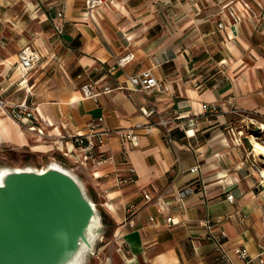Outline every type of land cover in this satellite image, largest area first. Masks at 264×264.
Here are the masks:
<instances>
[{
    "label": "crops",
    "instance_id": "1",
    "mask_svg": "<svg viewBox=\"0 0 264 264\" xmlns=\"http://www.w3.org/2000/svg\"><path fill=\"white\" fill-rule=\"evenodd\" d=\"M223 1L111 0L89 19L83 0H0V25L9 23L15 32L14 46L21 50L29 41L24 33L33 32L32 46L41 54L24 87L16 55L5 60L0 95L16 84L3 100L12 105L27 96L41 114L47 135L37 140L20 125L19 130L0 107V145L41 153L81 177L92 199L116 224L114 234L119 232L124 241L123 247H116V259L104 264H245L234 253L239 246L253 258L246 264H259L264 191L245 145L233 143L242 122L231 109L234 105L264 124V0H256L258 6L239 31V20L234 22L231 12L236 14L221 11ZM58 11L65 20L61 34L53 26ZM220 19L226 22L221 29ZM128 51L134 59L116 66ZM200 64L203 75L197 74ZM208 64L217 67L208 71ZM152 66L167 92L126 89L127 74ZM85 82L100 92L97 101L83 96ZM144 103L156 109L151 120L163 119L166 125L139 130V146L128 151L124 165L134 169V183L117 184L118 164L80 163L78 149L58 137L83 130L101 115V126L111 131L101 148L120 158L122 144L115 131L147 121L139 112ZM203 103L218 104L222 110L205 112ZM66 148L74 152L64 154ZM196 165L198 170L190 172ZM187 184L194 190L176 203L174 194ZM142 190L153 200L146 202ZM227 193L233 195L232 202ZM158 195L168 207L165 213L155 205ZM130 203L138 206L133 226L122 224ZM237 214L246 216L242 224ZM166 216L177 222H167ZM206 218L217 220L214 235L221 228L226 231L227 236L218 239L226 258H221L215 240L205 237L207 229L198 225Z\"/></svg>",
    "mask_w": 264,
    "mask_h": 264
},
{
    "label": "water",
    "instance_id": "2",
    "mask_svg": "<svg viewBox=\"0 0 264 264\" xmlns=\"http://www.w3.org/2000/svg\"><path fill=\"white\" fill-rule=\"evenodd\" d=\"M0 169V264H88L105 226L81 177L56 160Z\"/></svg>",
    "mask_w": 264,
    "mask_h": 264
},
{
    "label": "built area",
    "instance_id": "3",
    "mask_svg": "<svg viewBox=\"0 0 264 264\" xmlns=\"http://www.w3.org/2000/svg\"><path fill=\"white\" fill-rule=\"evenodd\" d=\"M111 0H83L84 7L86 9L85 16L86 18L92 19V15L95 12L96 9L110 3ZM56 19L53 21V26L58 34H61L64 29L65 20L64 15L62 11H58L56 14ZM231 16L233 17L234 22H236L238 19L236 16L233 15L231 12ZM226 26V22L224 19H220L217 23V27L219 29L224 28ZM134 59V53L133 52H126L125 54L121 55L115 65L118 67H123L130 63ZM41 60V54L32 45L28 44L21 48V50L18 53L17 58V68L19 69V74L21 77V82H23L26 79V76L28 75L29 71H31L33 68H35L38 63ZM120 88H123V86H119ZM126 89L132 90L137 93H165L167 92V88L162 84V82L156 77L153 66L148 68H143L137 72H133L131 74L126 75ZM3 90V87L0 86V92ZM81 90L83 93V96L85 98H91L94 101L98 100V96L100 95V92L96 91L93 87L92 82H85L81 85ZM108 88H105V91H108ZM230 103V101H229ZM0 107L5 113V115L9 116L11 119L16 121L24 130L33 133L37 140H42L46 138V133L44 132V128L40 124L42 120V116L39 113L37 107L29 101L28 97H24L20 101L12 104L7 105L5 103V100L1 98L0 96ZM202 109L205 112H212V113H218L222 110V107L215 103H203ZM139 112L146 117L148 120L143 123H136L130 127L122 128V129H116L115 132H118L119 138L122 144V152L120 154V158H116V156L105 150L101 147L106 142V139L109 135H111V131L108 129H104L101 126V123L103 122V116L99 115L91 119L85 126V128L81 131H77L75 133H68L66 135H60L58 136L59 139H61L65 144H71L73 148L78 149L79 151V158L78 161L83 164L90 163L91 165L95 167H100L105 164H118L120 165L119 168H117L116 173V182L117 184H131L135 182L134 178V169L130 166L127 167L124 166L128 162V151L130 149H134L139 146V138L140 133L139 130L142 128H145L146 130H150L152 127H155L157 125H166V121L163 119H159L156 122H153L151 120L152 116L156 113V109L153 105L149 103H144L139 106ZM231 113L234 115H241L240 109H238L236 106H232ZM250 120H252L250 118ZM189 124V123H188ZM256 132H261L264 130L262 127V124L256 125ZM229 131H233V127L229 128ZM237 137L233 136V143L236 145L242 144L241 137H239V134L242 133V130L236 129ZM233 134V132H232ZM73 148L69 149L66 148L64 154L73 153ZM262 155V154H259ZM247 156L249 157L252 168L258 173L260 179L258 181V185H260L263 188L264 191V175L262 174L263 167L258 166V162L262 163L264 165V155H262L263 158L260 160L255 159V153L254 151L248 152ZM124 166V167H123ZM122 167V168H121ZM198 170V165L190 168V172H194ZM194 190V187H192L191 184H187L182 188H179L176 193L174 194V200L176 203L182 202L187 194L191 193ZM142 198L148 202L153 200V197L150 195L149 191L142 190ZM226 198L229 201H233V195L228 194ZM155 205L157 207L158 212L165 213L168 209L166 204L164 203V199L162 195H158L154 199ZM95 204V203H94ZM262 211L264 212V199L261 204ZM138 210V206L135 203H130L126 207V214L125 218L122 221L123 225L129 224L130 226H133V216L136 214ZM238 215V221L242 224L246 216L245 215ZM166 221L170 223H176L177 221L171 217L166 216ZM217 221V220H216ZM215 220H212L210 218L202 219L198 221V225L201 227H204L208 231V235L205 237L207 239H213L216 242V245L218 248L221 249V258H226L228 255L224 252L222 249L218 239L224 238L227 236L226 231L221 228L219 229L218 235H214L215 229H214V223ZM262 232L264 233V223L262 224ZM120 237V235H118ZM104 239L103 234L99 238V242H102ZM124 241L121 242L120 247H123ZM98 245V244H97ZM103 250V247L96 246L95 249L91 252L88 259V264L91 263V258L96 257L99 258V255L101 251ZM235 255L240 258L245 264L251 261L253 259L246 247H236L234 248ZM257 261L259 264H264V250H262L260 253L256 255ZM109 260V257L107 258ZM97 264H104L102 262ZM121 264H129V262L126 263V260Z\"/></svg>",
    "mask_w": 264,
    "mask_h": 264
},
{
    "label": "rangeland",
    "instance_id": "4",
    "mask_svg": "<svg viewBox=\"0 0 264 264\" xmlns=\"http://www.w3.org/2000/svg\"><path fill=\"white\" fill-rule=\"evenodd\" d=\"M256 6H258V3L256 2V0H226V1H223L221 11L222 10L233 11L236 14L235 16L237 17V19L239 20V23H240L239 28H238V31H239L241 29L240 26L245 25L246 18L248 19L249 14H251V13H253V11H255ZM162 19L164 21H166L165 17H162ZM232 20H233V18H232ZM8 24L3 23L2 25H0V31H1V35H0V70L3 67L2 63L5 62V60L12 58L13 55H16V57H15V60H16L17 54L20 51L19 48H16L14 46L18 37L16 36V34L12 30V28L8 26ZM247 29L248 28H243L244 31ZM24 34L25 35L28 34L29 41L27 42V45L28 44L33 45L34 33L33 32L26 33L25 32ZM18 36H21V34H19ZM253 40L254 41L256 40L257 42H259L257 39H253ZM216 42L219 45V49H222L223 44H221L217 40H216ZM213 51L214 50H211L210 53L213 54ZM215 51L219 53V50L216 48H215ZM213 56H214V58H216L215 54H213ZM207 67L208 68H206V69L208 71H211V70H215L217 65L212 67L211 65L208 64ZM197 69H198L197 74L203 75L205 68H202L201 64L199 66H197ZM14 70L12 69L10 74H12L14 72ZM1 82H3V81H0V83ZM16 86L17 85L14 84L11 88H9L4 93H2L0 95L1 98L5 99L6 96L8 97V95L15 89ZM237 117H238V122H239V119H241V122H242V123L239 122L241 124V126L238 129L242 130V133L239 134V137H241L242 144L245 145V153H248V152L252 153L253 152L252 151L253 145L251 143L250 135L254 134L257 141H259L260 143H264V133L256 132V130H257L256 125L258 124L256 121V118L249 115L245 111H241V115H237ZM250 118L252 120H250ZM154 119H157V118L154 117ZM254 158L257 160H260L263 157H262V155L255 153ZM48 161H50V159H48L47 156H44L41 153L32 152L28 149H19V148H13L10 146L0 145V165L5 164L8 166H13V167L14 166L15 167H22V166L29 165V166L40 168L43 165H45ZM258 166L260 168L264 167V165L260 162H258ZM90 196H91V194H90ZM91 198H92V196H91ZM92 200L95 203L98 211L101 214V220H102V223L104 224L105 228H104V232H103L104 239L102 242H98V245H97L98 247H103V250L101 251L99 258H96V257L91 258V263L92 264H97L100 262L106 263V262H109L113 259H116V257H117V255L115 254L116 253L115 252L116 247L121 243V240H120V238L114 236V228L116 227V224H114L111 221V219L109 218L107 210H105L101 206H99L94 199H92ZM119 256L121 257V258L119 257V259H123L121 254H119ZM108 257H109V260H107Z\"/></svg>",
    "mask_w": 264,
    "mask_h": 264
},
{
    "label": "bare ground",
    "instance_id": "5",
    "mask_svg": "<svg viewBox=\"0 0 264 264\" xmlns=\"http://www.w3.org/2000/svg\"><path fill=\"white\" fill-rule=\"evenodd\" d=\"M11 61H9V62H6V67H5V69L7 70L9 67H10V65H11ZM27 80L25 79L23 82H22V85H21V87H24V86H26L27 85V82H26ZM21 89V88H20ZM13 122H14V124L17 126V128L19 129V124L16 122V121H14L13 119H11ZM0 123H2V120H0ZM262 127L264 128V124H262ZM20 130V129H19ZM19 134H22V131H19ZM250 138H251V143H252V145H253V148H252V151H254L255 153H258V154H262V155H264V143H260L259 141H257V139H256V137H255V135L254 134H251L250 135ZM16 169H18L19 167H15ZM2 171H4V170H2V169H0V174L2 173ZM262 174L264 175V167H263V170H262ZM93 203V205H94V202H92ZM91 231V230H90ZM118 235H119V232H116L115 234H114V236H116V237H118Z\"/></svg>",
    "mask_w": 264,
    "mask_h": 264
}]
</instances>
